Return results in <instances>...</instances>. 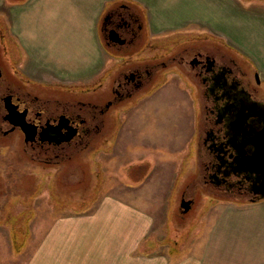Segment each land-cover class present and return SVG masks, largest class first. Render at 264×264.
<instances>
[{
	"label": "rangeland",
	"instance_id": "1",
	"mask_svg": "<svg viewBox=\"0 0 264 264\" xmlns=\"http://www.w3.org/2000/svg\"><path fill=\"white\" fill-rule=\"evenodd\" d=\"M121 1L136 7L139 4L151 38L154 35L157 41L172 45L173 38L207 36L208 49L217 51L213 45L221 44L224 51L238 54L257 70L250 57L205 28L194 11L174 16L169 12L168 0ZM3 46L17 48L14 59L3 54ZM151 51L155 53V50L145 52ZM114 54L109 55L110 61L107 59L94 80L63 81L51 75L34 78L26 71L23 48L11 41L0 26V62L8 74L9 66L13 69L16 64L20 73L16 76L20 79L17 83L28 85L29 80L30 87L41 95L89 99L100 83L110 94L121 71L139 62L138 55L126 61L123 55ZM187 69L175 63L157 78V87L151 93L144 95L143 89L111 107L104 116L107 125L94 134L89 148L73 162L39 163L29 161L20 147L0 148V223L11 230L10 240L0 235V264H9L5 260L10 249L5 243L12 245L18 255L27 253L28 264H264V257L250 255L254 251L243 249L233 240L232 212L238 206L249 208L252 201L228 195L208 180L205 172L208 161L201 155L197 139L204 130L206 109L193 90V73L188 75L189 79L181 74L182 71L188 74ZM21 74L28 80L19 78ZM259 78L264 86V78ZM123 151L124 161L117 164L114 154L121 155ZM128 164L132 172H120ZM153 167L156 172H148ZM140 168L147 172H134ZM143 181V186L135 187ZM108 195H118L127 205L137 207L133 212H145L146 223L137 226L136 231L133 228L134 238L118 233L126 226L127 213L117 210L119 216L107 217L105 213L110 209L100 210ZM183 197L193 200L188 211L182 206ZM70 222L80 236L78 248L73 255L58 256L61 251L56 250L57 240L51 238L47 245L45 231L49 228L56 234L60 224ZM72 226L66 230L71 231ZM59 228L61 231V225ZM70 231L64 234L65 253L72 247ZM125 244L127 249L122 248ZM125 249L126 255H122ZM38 250L43 256L34 255Z\"/></svg>",
	"mask_w": 264,
	"mask_h": 264
},
{
	"label": "flooded vegetation",
	"instance_id": "2",
	"mask_svg": "<svg viewBox=\"0 0 264 264\" xmlns=\"http://www.w3.org/2000/svg\"><path fill=\"white\" fill-rule=\"evenodd\" d=\"M142 14L138 7L120 1L102 18L101 34L109 51L126 61L134 55L139 60L121 71L110 94L100 83L89 99L41 95L25 75L19 78L28 80V85L17 83L16 64L13 69L9 66L8 74L0 62V148L20 147L29 161L39 163L73 162L107 125L104 116L111 107L143 89L144 95L151 93L157 78L177 63L189 70L188 74L182 71L184 78L193 73V90L206 109L204 130L197 139L208 161V180L228 195L263 199L264 86L259 72L238 54L224 51L221 44L213 45L217 51L208 49L207 36L173 38L172 45L159 42L147 34ZM15 49L2 47L9 59H14Z\"/></svg>",
	"mask_w": 264,
	"mask_h": 264
},
{
	"label": "crops",
	"instance_id": "3",
	"mask_svg": "<svg viewBox=\"0 0 264 264\" xmlns=\"http://www.w3.org/2000/svg\"><path fill=\"white\" fill-rule=\"evenodd\" d=\"M168 1L171 7L169 8L170 14L181 16L184 11V14H188V10L194 11L195 16L199 17L205 28L217 33L219 38L226 39L250 57L260 77L264 78V0H185L183 4V0H172L174 2L181 1V4L177 5L172 4L171 0ZM113 2L117 1L0 0V26L4 28L5 32H8V38L11 41L16 42L23 48L24 65L30 76L43 79L45 75H51L63 81L85 82L97 78V74L106 66L107 59L108 61L111 59L109 57L111 52L107 49L108 47L99 30L102 18L108 10L106 6L107 4L111 6L114 4ZM138 6L139 4H137ZM175 7L177 9L174 11ZM138 8L141 10L140 6ZM137 126L135 127L136 130H138ZM190 140H192L191 137L188 138L186 143L188 148L190 147ZM124 151L121 155L114 154L117 164L124 161L122 160ZM137 158L134 156V159ZM139 165L137 168L140 167ZM129 167V164L125 168L121 167L120 172H132ZM134 172L147 171L140 168L139 171ZM148 172H156V169L153 167ZM144 184V181L139 182L135 187ZM112 196L108 195L102 200L100 210L110 209L105 213L107 217L119 216V213L115 212L117 210L127 213V219L124 221V226H126L123 227L124 229L120 228L118 233L121 236H132L134 227L136 231L137 226L146 223L145 212H133L134 208L137 207L132 208L127 205L126 201L118 195ZM238 207L233 210L230 221L234 242L240 243L243 249L254 251L250 255L264 257V199L259 202H252L249 208ZM4 225L0 223V235L4 236L7 241V237L10 240L11 230L8 225ZM60 225L56 234H53L54 231H50L49 228L46 229L45 233L48 236L44 242H47L48 245L51 238L57 240L56 250L61 251L57 254L58 256L73 255L75 249L78 248L80 236L71 222ZM70 225L72 226L71 231L70 228L66 230V227ZM66 231L71 232L72 240L71 250L69 248L67 253H65V250L63 252L65 247L63 239ZM143 232L146 231L143 230ZM132 237L134 238V236ZM59 241L60 247H58ZM75 242H77L76 245ZM4 246L10 249L8 251L10 253L9 258L5 260L6 263L28 264L27 253L18 255L16 249L11 248L12 245L9 243H5ZM122 248L127 249L128 244H125ZM126 249L122 252V255H126ZM39 253L42 254V251L39 252L38 250L34 252V255L40 256ZM0 262H2L1 259Z\"/></svg>",
	"mask_w": 264,
	"mask_h": 264
},
{
	"label": "water",
	"instance_id": "4",
	"mask_svg": "<svg viewBox=\"0 0 264 264\" xmlns=\"http://www.w3.org/2000/svg\"><path fill=\"white\" fill-rule=\"evenodd\" d=\"M191 205H192L191 201L188 202L186 200H183V202H182V206L185 207L186 211H188L190 209Z\"/></svg>",
	"mask_w": 264,
	"mask_h": 264
}]
</instances>
